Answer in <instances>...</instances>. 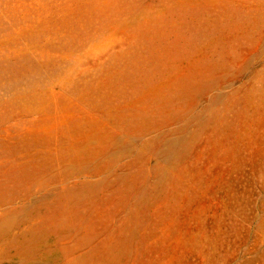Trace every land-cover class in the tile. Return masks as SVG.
<instances>
[{"label":"rangeland","instance_id":"obj_1","mask_svg":"<svg viewBox=\"0 0 264 264\" xmlns=\"http://www.w3.org/2000/svg\"><path fill=\"white\" fill-rule=\"evenodd\" d=\"M0 264H264V0H0Z\"/></svg>","mask_w":264,"mask_h":264}]
</instances>
